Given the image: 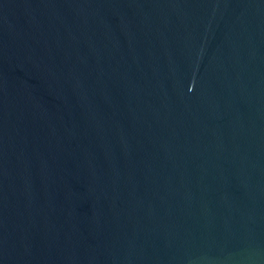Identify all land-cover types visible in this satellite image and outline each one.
I'll return each instance as SVG.
<instances>
[{
    "label": "water",
    "instance_id": "95a60500",
    "mask_svg": "<svg viewBox=\"0 0 264 264\" xmlns=\"http://www.w3.org/2000/svg\"><path fill=\"white\" fill-rule=\"evenodd\" d=\"M0 264H264V0H0Z\"/></svg>",
    "mask_w": 264,
    "mask_h": 264
}]
</instances>
